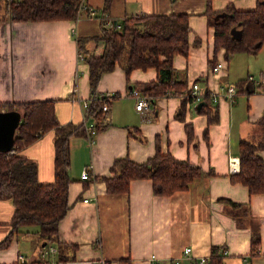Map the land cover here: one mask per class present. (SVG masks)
Instances as JSON below:
<instances>
[{"label":"crops","instance_id":"crops-1","mask_svg":"<svg viewBox=\"0 0 264 264\" xmlns=\"http://www.w3.org/2000/svg\"><path fill=\"white\" fill-rule=\"evenodd\" d=\"M209 1L214 9L229 2L237 9L255 4V0ZM84 2L99 10L105 0ZM205 8L206 0H109L101 17L119 23L143 14L187 13L188 41L198 38L199 43L191 44L186 56L171 57L172 78L186 80L188 88L193 82L210 91L228 85L235 88L231 98L210 101L217 111V119L210 123L197 103L187 101L179 110L184 93L154 95L148 109L137 110L131 88L140 90L143 83L158 79V71L134 68L126 76L118 64L102 72L96 85L98 93L116 97H111L99 122L84 120V104L90 97L88 64L77 58L74 37L84 38V47L99 54L102 41L94 44L88 37L100 33V15L0 20L2 110L7 105L53 100L62 124L85 121L84 133L69 137L68 208L58 222V239L74 244V258L60 261L56 250L42 257L44 242H36L37 226L22 225L9 233L14 206L10 198L0 197V264H98L101 259L103 264H153L152 253L161 264L174 258L185 264L192 260L183 255L186 246L193 258L208 260L210 248L219 246L224 250L222 264H264V192L249 193L243 183L231 179L238 170V139L257 137L255 121L264 112V43L254 54L239 51L226 59L222 46L213 48V27L207 25ZM219 59L225 61V69L213 74L210 67ZM256 61L258 69H250ZM233 68L239 75H232ZM251 72H262V79L249 81L245 76ZM229 78L247 79L246 88ZM93 121L99 128L89 142L85 123ZM185 123L192 127L191 139ZM52 137V130L44 131L19 152L37 163L41 183L53 179ZM156 143L161 152L198 164L202 173L186 189L170 195L154 194L148 178L131 179L127 192L106 191L101 177L110 176L115 158L145 161L155 153ZM257 154L264 163V148ZM230 159L237 170H230ZM85 167L89 176L81 178ZM253 234L258 237L254 247Z\"/></svg>","mask_w":264,"mask_h":264},{"label":"trees","instance_id":"trees-1","mask_svg":"<svg viewBox=\"0 0 264 264\" xmlns=\"http://www.w3.org/2000/svg\"><path fill=\"white\" fill-rule=\"evenodd\" d=\"M108 3L109 0H105L103 8L95 10L100 15V33L88 37L94 44L101 40L102 51L94 54L84 47V38L74 37L77 48L83 52L84 60L88 64L90 97L84 108V120L90 118L99 122L103 116V103L108 104L111 97H116L96 91L101 73L113 69L116 64L121 66L126 76L134 68L155 67L159 74L158 79L143 83L141 93L150 100L154 95L184 93L179 106V110H182L185 102L192 101L190 87H187L186 80L172 78L171 57L176 53L186 56L189 46L199 43L198 38L188 41V14H143L124 18L119 22L118 28H112L105 26L101 20ZM79 7L80 0H0V20L75 19L81 15H89L87 7ZM203 14L207 25L213 27L214 50L222 46L226 59L239 51L254 54L264 43V0H256L254 7L250 9H237L231 2L221 9H214L210 1L206 0ZM233 26L240 30L238 38L230 33ZM246 82L247 79H244L237 84H243L245 89ZM200 101L202 103L198 110L207 113L208 123L215 121L217 111L210 102L208 90H205ZM6 109H15L21 114L13 137L12 151H0V197L10 198L14 206L9 221V233L17 230L19 226L34 224L37 226L34 230L36 242L55 243L60 261L73 259L75 246L58 239V222L68 208L69 137L83 134L84 122H59L54 113L53 100L7 105L3 110ZM255 124L256 138L238 139V170L231 174V179L243 183L249 193L264 192V163L257 154L258 149L264 148V112ZM97 125L95 121L96 130L99 128ZM184 128L187 139H191V125L185 123ZM47 130L53 132L54 172L51 182L41 183L37 176V163L19 152ZM204 132L206 133V128ZM156 146L155 153L142 162L133 161L128 156L115 158L110 166V176L101 177L106 191L127 192L131 179L148 178L154 194L170 195L186 189L192 179L202 173L198 164L176 158L170 152L163 153L158 143ZM257 240V235L253 234L252 247ZM221 253L219 246H212L206 264H222ZM185 264H197V261L191 260Z\"/></svg>","mask_w":264,"mask_h":264},{"label":"built area","instance_id":"built-area-1","mask_svg":"<svg viewBox=\"0 0 264 264\" xmlns=\"http://www.w3.org/2000/svg\"><path fill=\"white\" fill-rule=\"evenodd\" d=\"M87 7L88 9V13L89 15L88 16H95L96 15V11L94 8H91L89 6H86L85 5V2L84 0H80V7L79 9H82V8H85ZM77 19V18H75ZM100 20V19H99ZM101 20L103 22V24L105 26H109V27H112V28H118L119 27V23L118 22H113L110 18L104 16V17H101ZM72 31V34H75V28H72L71 29ZM76 36V35H75ZM77 58L79 60H83L84 59V54L81 50H78L77 51ZM225 69V61L223 59H219L215 62V64H213L211 67H210V72L213 73V74H217V73H221L223 72ZM249 81H253L254 79L252 78V76H248L247 77ZM205 90H207V88L205 87H202L200 86L197 82H193L190 86V95L192 97V101L194 104L198 103L203 95H204V92ZM209 94H210V99L212 101H215L217 100L220 96H226L228 98H231L235 92V88L233 85H228L226 86L225 88H222L221 87V90H217L216 88L213 89L212 91L208 90ZM130 94L133 96L134 100H135V108L137 110H146L150 107L151 105V102L152 100H150V98L141 93V91L137 88H131L130 90ZM85 107H86V103L84 104ZM107 109V103L104 102L103 105H102V111H105ZM85 122V121H84ZM85 129H86V134H87V138L89 140V142L92 141L93 139V136L96 132V129H95V122H86L85 123ZM12 151V149L10 150ZM229 168L230 170H237L235 168V165L234 163L232 162V159H230L229 161ZM89 176V172H88V168H84L81 172V178H87ZM86 201V199H84ZM42 251H41V256L44 257L46 253L48 252H54L56 250V247L51 245V244H46V245H43L41 247ZM222 252H224V250H222ZM183 255L189 259H192V260H196L197 261V264H205L206 261H207V258L206 256H199L198 258H193L191 256V248L189 246H186L184 249H183ZM20 258H23L22 255H20ZM149 259L153 260V264H161V261L156 258V256L152 253L150 254L149 256ZM98 264H103V261L102 259L100 260V262ZM170 264H179V259L177 258H174L170 261Z\"/></svg>","mask_w":264,"mask_h":264},{"label":"water","instance_id":"water-1","mask_svg":"<svg viewBox=\"0 0 264 264\" xmlns=\"http://www.w3.org/2000/svg\"><path fill=\"white\" fill-rule=\"evenodd\" d=\"M230 33L236 38L240 36V30L235 26L231 27ZM201 103L202 102L199 101L195 105L197 109L200 107ZM20 116V112L15 109L0 110V151H10L12 149L13 137L18 126Z\"/></svg>","mask_w":264,"mask_h":264},{"label":"rangeland","instance_id":"rangeland-1","mask_svg":"<svg viewBox=\"0 0 264 264\" xmlns=\"http://www.w3.org/2000/svg\"><path fill=\"white\" fill-rule=\"evenodd\" d=\"M255 2H256V0H255ZM255 5V4H254ZM254 7V6H253ZM231 58V57H230ZM229 58V59H230ZM258 62L256 61V62H253V63H251L250 64V69H258ZM263 72V71H262ZM262 72L261 73H258V72H251V74H247L246 76H245V78H247L248 77V75H250V76H252V78L255 80V81H260L261 79H262ZM232 75H234V76H236V75H239V71L237 70V69H235V68H233L232 69ZM231 77V76H230ZM229 81H235L234 83L235 84H237V82L238 81H240L239 79H237V80H232L231 78H229L228 79ZM199 84H200V86H202L201 85V83L200 82H198ZM203 87V86H202ZM30 226H34V227H36V225H34V224H29Z\"/></svg>","mask_w":264,"mask_h":264}]
</instances>
